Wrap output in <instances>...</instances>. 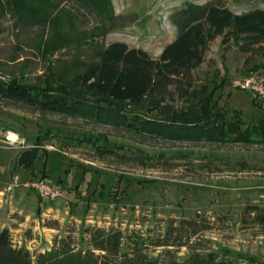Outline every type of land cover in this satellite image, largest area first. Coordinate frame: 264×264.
<instances>
[{
	"label": "rangeland",
	"instance_id": "rangeland-1",
	"mask_svg": "<svg viewBox=\"0 0 264 264\" xmlns=\"http://www.w3.org/2000/svg\"><path fill=\"white\" fill-rule=\"evenodd\" d=\"M212 1L233 13L264 9V0H108L99 6L46 0L49 16L31 24L16 22L6 10L0 17V84L14 77L43 86L52 73L72 74L94 49L113 41L157 57L176 34L177 11ZM62 35V44L51 47ZM221 39L208 41L194 86L211 88L224 79L214 93L216 106L227 117L238 112L242 128L257 124L264 118V93L240 89L236 81L252 75L264 92V40L243 49L240 41ZM36 139L32 165L16 166ZM35 179L55 197H40L28 184ZM3 228L12 246L26 249L32 260L61 247L103 254L90 244L93 231L103 229L121 235L113 259L137 254L167 264L212 253L236 264H264V144L139 137L0 96Z\"/></svg>",
	"mask_w": 264,
	"mask_h": 264
},
{
	"label": "trees",
	"instance_id": "trees-1",
	"mask_svg": "<svg viewBox=\"0 0 264 264\" xmlns=\"http://www.w3.org/2000/svg\"><path fill=\"white\" fill-rule=\"evenodd\" d=\"M25 1L29 3L0 0V17L8 10L16 22L31 24L49 16L46 0ZM87 1L97 6L108 3V0ZM175 15L176 34L157 57H151L142 48L113 41L94 49L92 59L76 64L72 74L65 70L52 73L40 87L21 84L13 77L0 84V96L32 104L41 111L51 110L110 125L139 137L264 144V118L242 128L238 112L227 117L226 111L216 106L214 93L224 79L211 88L207 85L196 88L193 83V71L202 63L208 41L216 35H222V43L240 41L239 47L243 49H251L264 40V9L233 13L218 1H212L200 5L186 3ZM52 32L58 31L54 28ZM64 38L56 36L51 47L58 48ZM177 98L182 99V104L177 105ZM37 143L36 139L32 148L21 152L16 166L32 165ZM120 237L116 230L97 229L90 244L103 254L61 247L39 253L32 260L26 249L12 246L7 229L3 228L0 264H155L137 254H119L113 259ZM167 264L236 263L227 258L216 259L209 253Z\"/></svg>",
	"mask_w": 264,
	"mask_h": 264
},
{
	"label": "built area",
	"instance_id": "built-area-1",
	"mask_svg": "<svg viewBox=\"0 0 264 264\" xmlns=\"http://www.w3.org/2000/svg\"><path fill=\"white\" fill-rule=\"evenodd\" d=\"M236 85L239 86L240 89L251 91L253 94L262 95L264 93L261 84L258 80L254 79L252 75H247L236 81ZM14 184H16V178L13 179L12 184L8 185V188ZM28 184L42 198H53L57 194L56 192H53L42 179H35L31 182H28Z\"/></svg>",
	"mask_w": 264,
	"mask_h": 264
}]
</instances>
